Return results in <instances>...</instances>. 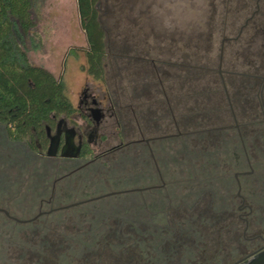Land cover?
I'll list each match as a JSON object with an SVG mask.
<instances>
[{
	"label": "flooded vegetation",
	"instance_id": "obj_1",
	"mask_svg": "<svg viewBox=\"0 0 264 264\" xmlns=\"http://www.w3.org/2000/svg\"><path fill=\"white\" fill-rule=\"evenodd\" d=\"M210 13L179 32L178 117L164 92L155 122L134 92L86 87L23 139L0 122V237L27 238L25 264H264V0ZM175 163L194 189L166 181Z\"/></svg>",
	"mask_w": 264,
	"mask_h": 264
},
{
	"label": "rangeland",
	"instance_id": "obj_2",
	"mask_svg": "<svg viewBox=\"0 0 264 264\" xmlns=\"http://www.w3.org/2000/svg\"><path fill=\"white\" fill-rule=\"evenodd\" d=\"M212 1L96 0L98 17L105 30L102 79H94L83 69L87 42L80 25L76 0H33V25L27 34L22 35V43L32 64L45 68L62 81L64 93L73 106L77 105L86 87L96 92L123 91L126 96L134 92L139 102L154 112L156 122L158 116L168 117L164 114L168 106L162 92L168 97L176 117L181 110L178 96L182 80L177 81V77L185 73L178 65V49L172 47L174 34H179L184 27L194 26L200 19L203 27H207ZM171 51L176 54L172 55ZM191 72L195 74L194 70ZM173 79L174 82L171 81ZM194 80L193 77L188 81L186 79L184 86L187 113L193 107L189 91L193 89ZM169 168L179 171L175 174L167 172L166 181L180 180L183 183L181 187L186 185L193 189L197 186L194 182L195 169L190 164H186L184 170L178 169L176 163ZM19 235H10L8 242L0 237V264L28 262L27 256L20 258V255L29 242ZM44 263L51 264L50 261Z\"/></svg>",
	"mask_w": 264,
	"mask_h": 264
},
{
	"label": "trees",
	"instance_id": "obj_3",
	"mask_svg": "<svg viewBox=\"0 0 264 264\" xmlns=\"http://www.w3.org/2000/svg\"><path fill=\"white\" fill-rule=\"evenodd\" d=\"M32 3L33 0H0V122L5 124L11 139L29 136L32 127L38 130L41 124L49 122L52 112L70 114L74 111L62 81L45 68L32 64L23 47L22 35L33 25ZM95 3L96 0H76L87 42L83 69L94 79H102L105 30ZM173 39L172 47L178 49L179 34L175 33ZM191 76L188 74L187 80Z\"/></svg>",
	"mask_w": 264,
	"mask_h": 264
}]
</instances>
